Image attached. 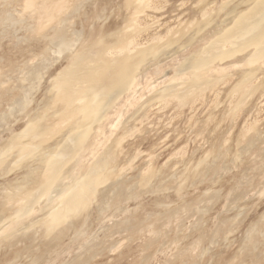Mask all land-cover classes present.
Listing matches in <instances>:
<instances>
[{"label": "rangeland", "instance_id": "rangeland-1", "mask_svg": "<svg viewBox=\"0 0 264 264\" xmlns=\"http://www.w3.org/2000/svg\"><path fill=\"white\" fill-rule=\"evenodd\" d=\"M0 1V264H264L263 0Z\"/></svg>", "mask_w": 264, "mask_h": 264}, {"label": "bare ground", "instance_id": "bare-ground-1", "mask_svg": "<svg viewBox=\"0 0 264 264\" xmlns=\"http://www.w3.org/2000/svg\"><path fill=\"white\" fill-rule=\"evenodd\" d=\"M101 1H102V0H101ZM105 1H106V0H105ZM263 1H264V0H263ZM0 2H1V1H0ZM103 2H104V1H103ZM256 2H257V1H256ZM101 3H102V2H101ZM105 3H106V2H105ZM9 4H10V3H9ZM235 5H237V4H235ZM7 6H8V5H7ZM7 6H6V7H7ZM0 7H1V6H0ZM75 9H76V8H75ZM3 10H4V9H3ZM78 10H79V8H78ZM242 12H243V11H242ZM251 12H252V10H251ZM74 13H75V12H74ZM77 13H78V12H77ZM77 13H76V14H77ZM247 13H248V11H247ZM127 16H128V15H127ZM121 17H122V16H121ZM249 17H250V16H249ZM80 18H81V17H80ZM124 18H125V17H124ZM23 19H24V18H23ZM25 19H26V18H25ZM32 20H33V19H32ZM116 20H118V19H116ZM3 21H4V20H3ZM21 21H22V20H21ZM20 23H21V22H20ZM28 23H29V22H28ZM33 23H34V22H33ZM197 23H198V22H197ZM15 24H16V23H15ZM199 24H200V23H199ZM120 25H121V23H120ZM231 25H232V24H231ZM238 25H239V24H238ZM25 26H26V23H25ZM122 28H123V27H122ZM194 28H195V27H194ZM229 28H230V27H229ZM116 29H117V28H116ZM209 29H210V28H209ZM26 30H27V29H26ZM221 30H222V29H221ZM13 31H14V30H13ZM122 31H123V30H122ZM77 32H78V31H77ZM209 32H210V31H209ZM218 32H219V31H218ZM22 33H23V31H22ZM54 34H55V33H54ZM54 34H53V35H54ZM119 34H120V33H119ZM109 35H110V34H109ZM219 35H220V34H219ZM8 36H9V35H8ZM52 37H53V36H52ZM54 37H55V36H54ZM176 37H177V36H176ZM8 38H9V37H8ZM8 38H7V39H8ZM41 38H42V37H41ZM172 39H174V38H172ZM112 40H113V39H112ZM116 40H117V39H116ZM22 41H23V40H22ZM191 41H192V40H191ZM155 44H156V42H155ZM155 44H154V45H155ZM31 45H32V44H31ZM159 45H160V44H159ZM169 45H170V44H169ZM171 45H172V44H171ZM171 45H170V47H171ZM262 45H263V44H262ZM172 46H173V45H172ZM185 46H186V45H185ZM211 46H212V45H211ZM170 47H169V48L166 47V48H167V49H170ZM175 47H176V46H175ZM257 47H258V46H257ZM260 47H261V46H260ZM145 48H146V47H145ZM164 48H165V47H164ZM143 49H144V48H143ZM159 49H160V48H159ZM138 50H139V49H138ZM252 50H253V49H252ZM262 50L264 51V49H262ZM139 51H140V50H139ZM145 51H146V53H147V50H145ZM143 52H144V51H143L142 48H141V51H140L139 53L142 54ZM151 52H152V51H151ZM151 52H150V53H151ZM161 52H162V51H161ZM174 52H175V51H174ZM260 52H261V51H260ZM139 53H138V54H139ZM150 53L147 54V55H148V56H147L148 58H149L150 56L152 57V54H153V53H151V55H150ZM162 53H163V52H162ZM245 53H246V52H245ZM216 54H217V53H216ZM261 54H262V53H261ZM144 55H145V54H144ZM170 55H171V54H170ZM219 55H220V54H219ZM226 55H227V54H226ZM257 55H258V54H257ZM139 56H140V55H139ZM141 56H142V59L145 58V57H143V54H142ZM141 56H140V57H141ZM154 56H156V55H154ZM191 56H192V55H191ZM207 56H208V55H207ZM252 56H253V55H252ZM260 56H261V55H260ZM140 57H139V59H140ZM164 57H165V56H164ZM189 57H190V56H189ZM236 57H237V56H236ZM261 57H262V56H261ZM261 57H259V59H260ZM129 58L131 59V57H127V60H128ZM135 58H136V57H135ZM148 58H147V59H148ZM165 58H166V57H165ZM139 59H137V60H139ZM147 59H146V61H145V59H143V60L145 61V63H146L147 61L150 60V58H149V60H147ZM234 59H235V58H234ZM106 60H108V61H107V62H108L107 64H108V67H110V66H111V63L109 62V59H106ZM113 60H114V59H113ZM113 60H112V61H113ZM125 60H126V58H124V60H122V61H124L125 63H127V62L129 63V61H131V60H128V61H127V60L125 61ZM137 60H135V61L137 62V64H140V63H138V62H142V61H143V60H142V61H137ZM140 60H141V59H140ZM232 60H233V59H232ZM256 60H257V59H256ZM144 61H143V62H144ZM241 61H242V60H241ZM124 62H121V63L124 64ZM136 62H133V64L136 63ZM143 62H142V63H143ZM216 62H217V61H216ZM109 63H110V64H109ZM121 63H120V64H121ZM145 63H144V64H145ZM147 63H148V62H147ZM180 63H181V62H180ZM131 64H132V61H131ZM131 64H130V65H131ZM137 64H134V65H131V66H132V67H133V66H138ZM113 65H114V64H113ZM124 65H125V64H124ZM124 65H121L122 67L120 66L122 69L119 68V70L121 71V75H123V77H120V78H124V76L127 75V74L125 73L126 70H125V71H122V70H123L124 68H125V69H129V68H126V65H125V67L123 68ZM130 65H129L128 67H130ZM180 65H182V64H180ZM40 66H41V65H40ZM108 67H107V68H108ZM117 67H119V65H118ZM152 67H153V66H152ZM152 67H150V68H152ZM182 67H183V66H182ZM41 68L44 69L43 66H42ZM100 68H101V67H100ZM103 68L106 69L105 67H103ZM110 68H111V67H110ZM144 69H145V68H144ZM171 69H172V68H171ZM174 69H175V68H174ZM174 69H173V70H174ZM253 69H254V68H253ZM34 70H35V69H34ZM131 70H133L134 72H135V70L137 71V69H134V68L132 69V68H130L129 71H130L131 73L128 71V73L130 74V75L128 74L129 76L127 75L128 78L131 77V75H132V71H131ZM138 70H139V68H138ZM145 70H146V69H145ZM175 70H176V69H175ZM183 70H184V69H183ZM186 70H187V69H186ZM42 71H44V70H42ZM97 71L99 72V69L96 70L95 72L97 73ZM100 71H101V70H100ZM110 71H111V70H110ZM140 71H142V70H140ZM177 71H178V70H177ZM123 72L125 73V75H124ZM126 72H127V71H126ZM134 72H133V73H134ZM242 72H243V71H242ZM245 72L247 73V71H245ZM33 73H34V72H33ZM33 73H32V78H33V75L35 74V73H34V74H33ZM122 73H123V74H122ZM141 73H142V72H141ZM97 74H99V75L102 74V71H101V73H97ZM137 74H139V72H138ZM137 74H136V75H137ZM243 74H245V73H243ZM40 75H41V74H40ZM40 75H39V76H40ZM134 75H135V74H134ZM236 75H237V74H236ZM238 75H239V74H238ZM34 76H35V78L38 77V75H34ZM42 76H43V75H42ZM42 76H41V77H42ZM100 76H101V75H100ZM127 76H126V79H128ZM141 76H142V75H141ZM27 77H28V76H27ZM139 77H140V76H139ZM28 78L31 79V78H30V75H29ZM28 78H26V76H25L24 80H28ZM249 78H250V77H249ZM252 78H253V77H252ZM252 78H251V79H252ZM126 79H125V80H126ZM246 79H247V78H246ZM119 81H120V80H119ZM214 81H215V80H214ZM217 81H218V80H217ZM27 82H28V81H27ZM27 82H26V83H27ZM122 82L124 83V80L121 81V82H119V83H122ZM125 82H126V81H125ZM211 82H212V81H211ZM7 83H8V82H7ZM199 84H200V83H199ZM207 84H208V83H207ZM107 85H108V84H107ZM116 85H117V83H116ZM202 85H203V84H202ZM189 86H190V85H189ZM204 86H205V85H204ZM204 86H203V87H204ZM115 88H116V87H115ZM173 88H174V87H173ZM189 88H190V87H189ZM7 89H8V88H7ZM9 89H10V87H9ZM103 89H104V88H103ZM103 89H102V90H103ZM169 89H171V88H169ZM169 89H168V90H169ZM110 90H111V89H110ZM114 90H115V89H114ZM176 90H177V89H176ZM176 90H175V91H176ZM112 91H113V89H112ZM115 91H116V90H115ZM175 91H174V92H175ZM22 92H24V91H22ZM101 92H102V91H101ZM118 92H119V91H118ZM122 92H123V90H122ZM102 93H103V92H102ZM110 93H111V92H110ZM170 93H171V92H170ZM179 93H180V91H179ZM113 94H114V93H113ZM166 94H167V93H166ZM166 94H165V95H166ZM167 95H168V94H167ZM171 95H172V93H171ZM115 96H117V95H115ZM160 96H161V95H160ZM90 97H91V96H90ZM99 97H100V96H98V98H99ZM155 97H156V96H155ZM168 97H169V96H168ZM161 98H162V97H161ZM163 98H165V97L163 96ZM166 98H167V97H166ZM155 99H156V98H155ZM159 99H160V98H159ZM159 99L157 98L156 101H158ZM96 100H97V99H96ZM103 100H105V99H103ZM103 102H104V101H103ZM106 102H107V101H106ZM153 102H154V101H153ZM153 102H152V104H153ZM95 103H96V101H95ZM111 103H112V102H111ZM104 104H105V103H104ZM41 105H42V103H41ZM91 105H92V104H91ZM42 106H43V105H42ZM102 106H103V105H102ZM96 107H97V106H96ZM99 107H100V106H99ZM107 110H108V109H107ZM94 111H95V110H94ZM105 112H107V111L105 110ZM87 113H88V112H87ZM87 113H83L84 116L81 115V117H84V118L79 117V114H77L78 116H76V117H79L80 120L82 119V120H81V123H80V120H78V118L76 119V120H78V123H79L80 126H81V124H82V127H85V125L88 123V119H87V121H86L85 119H86V118H89L88 116L90 115V112H89V115H87ZM94 113H95V112H94ZM102 113H104V112H102ZM133 113H134V112H133ZM85 114H86L87 116H86ZM104 114H105V113H104ZM104 114H102V115H100V116H103ZM141 114H142V113H141ZM91 115H92V114H91ZM139 115H140V114H139ZM85 116H86V117H85ZM92 116H93V115H92ZM55 118H56V117H55ZM58 118H60V117H58ZM52 119H53V118H52ZM74 119H75V118H74ZM74 119H73V120H74ZM89 119H90V118H89ZM138 119H140V118H138ZM91 120H95V115H94V119L91 117ZM91 120H89V121H91ZM97 120H98V119H97ZM100 120H101V118H100ZM48 121H49V119L47 120V122H48ZM51 121H52V120H51V118H50V121H49V122H51ZM53 121H54V119H53ZM84 121H86L87 123L84 122ZM98 121H99V120H98ZM72 122H73V121H72ZM72 122H71L70 125H72ZM75 122H76V121H75ZM75 122H73V123H74L73 125H74V127L76 126V127L78 128V126L75 125V124H76ZM82 122H83L84 124H85V123H86V124L83 125ZM91 122H92V121H91ZM40 124H41V123H40ZM40 124H39V125H40ZM88 124H90V123H88ZM93 124H94V122H93L91 125H93ZM95 124H96V121H95ZM43 125H44V123H43ZM73 125H72V126H73ZM91 125H90V127H91ZM129 125H130V124H129ZM40 126H41V125H40ZM40 126H38V127H40ZM50 127H51V126H50ZM50 127H49V125H48L47 128H50ZM69 127H70V126H69ZM87 127H88V126H87ZM90 127H89V128H90ZM128 127H129V126H128ZM36 128H37V127L30 128V129H31L30 131H32V129H34V131H35ZM79 128H81V127H79ZM79 128H78V129H79ZM85 128H86V127H85ZM85 128H84V129H85ZM45 129H46V126H45ZM70 129H72V127H70ZM73 129H74V128H73ZM73 129H72V131H73ZM84 129L82 128V131H83V132L80 130V133H81L83 136L86 135V134H85L86 131L89 132V131L87 130L88 128H86V131H85ZM38 130L40 131V128H38ZM42 130H44V127L42 128ZM75 130H76V128H75ZM84 131H85V132H84ZM77 132H79V131H77ZM80 133H79V134L77 133L76 136L80 135ZM82 135H80V136H78V137L83 138ZM76 136H75V137H76ZM75 137H74L73 139H75V141H77L76 139H78V138H77V137L75 138ZM80 140H81V139H80ZM80 140L78 139V142H80ZM78 142H76V143L79 144ZM67 144H68V143H67ZM67 144H66V146H67ZM262 144H264V143H262ZM64 146H65V145H64ZM259 146H260V145H259ZM62 147H63V146H62ZM108 147H109V146H108ZM64 148H65V149H67V148L69 149L70 147L68 146L67 148H66V147H64ZM60 149H61V147H60ZM60 149H59V150H60ZM62 149H63V148H62ZM65 149H63V150H65ZM68 149H67V150H68ZM109 149H110V148H108V150H109ZM262 149H263V148H262ZM57 151H58V150H57ZM60 151H61V150H60ZM55 152H56V151H55ZM58 152H59V151H58ZM62 152L64 153V151H62ZM66 152H68V151H66ZM262 152H263V151H262ZM59 153H60V152H59ZM260 153H261V152H260ZM52 154L54 155L55 153L53 152ZM60 154H61V153H60ZM262 154H263V153H262ZM58 155H59V154H58ZM64 155H65V153H64ZM74 155H75V154H74ZM18 156H19V155H18ZM20 156H21V154H20ZM62 156H63V155H62ZM103 156H104V155H103ZM55 157H57V156H55ZM100 157H101V156H100ZM104 157H105V156H104ZM63 158H64V157H63ZM65 158H66V159H65ZM65 158H64L65 160H69L70 158H71L70 160H72L73 157L71 156V157L69 158V156H68L69 159H68L67 157H65ZM64 159H63L62 162L65 163L66 161H65ZM15 160H16V159H15ZM59 160H60V159H59ZM101 160H102V157H101ZM103 160H105V159H103ZM62 162H61V163H62ZM100 162H101V161H100ZM252 162H253V161H252ZM254 162H255V160H254ZM59 163H60V162H59ZM64 163H63V164H64ZM97 163H98V162H97ZM14 164H15V163H14ZM63 164H59V165H63ZM65 164H66V163H65ZM65 164H64V165H65ZM95 164H96V163H95ZM57 165H58V162H57ZM57 165L55 164L54 166H57ZM59 165H58V166H59ZM102 165H103V164H102ZM50 166H51V165H50ZM96 167H97V166H96ZM100 167H101V166H100ZM51 168H53V167H51ZM9 169H10V168H9ZM49 169H50V167H49ZM53 169H54V168H53ZM53 169H52V172H53ZM57 169H59V168H56V169H54V170L57 171ZM92 169H94V168H92ZM101 169H102V168H101ZM61 170H62V169H61ZM93 171H94V170H93ZM93 171H92V172H93ZM96 171H97V170H96ZM100 172H101V171H100ZM55 173L57 174V172H54L53 174H55ZM58 173H60V172H58ZM90 173H91V172H90ZM50 174H51V173H50ZM56 174H55V175H56ZM89 175H90V174H89ZM96 175H97V174H96ZM53 176H54V175H53ZM53 176L51 175L52 178H53ZM90 176H91V175H90ZM92 176H93V175H92ZM94 176H95V175H94ZM87 177H89V176L87 175ZM87 177H86V179H87ZM47 178H48V177H47ZM49 178H50V177H49ZM49 178H48V179H49ZM52 178H51V179H52ZM45 179H46V176H45ZM45 179H44V180H45ZM54 179H55V176H54ZM88 179H89V178H88ZM88 179H87V181H88ZM46 180H47V179H46ZM52 180H53V179H52ZM52 180L49 179V180H47V181H51V182H52ZM84 180H85V179H84ZM89 180H91V177H90ZM95 181H96V180H95ZM95 181H94V182H95ZM85 182H86V181H83L82 184H84ZM90 182H92V181H90ZM94 182H93V183H94ZM41 183H43L42 185H44V182L41 181ZM47 184H49V183L47 182ZM78 184H79L78 187H80V183H78ZM38 185H39V184H38ZM40 185H41V184H40ZM40 185H39V186H40ZM42 185H41V186H42ZM86 185H87V187H88V185H90V183L87 182ZM101 186H102V185H101ZM101 186H100V187H101ZM45 187H46V186H45ZM45 187H44L43 189H45ZM81 187H82V186H81ZM85 187H86V186H85ZM107 187H108V184H107ZM122 188L124 189L123 186L121 187V190H122ZM76 189H77V188H76ZM76 189H75V191L72 193V195H70L71 197L69 196V198L66 199V201H67V200L69 201L68 203H70V205H71V204L73 205V203H75V201L77 200V198H79V197H78V194H77V191H78L80 188L77 189V190H76ZM110 190H111V189H110ZM109 192H110V191H109ZM105 195H106V194H105ZM108 195H109V194H108ZM108 195H106V196L108 197ZM29 198H30V196H29ZM108 198H109V197H108ZM26 199H27V198H26ZM82 199H83V198H82ZM82 199H81V200H82ZM76 202H77V201H76ZM68 203H66V204H68ZM78 203L80 204L79 199H78L77 204H78ZM25 204H27V203H25ZM23 205H24V204H23ZM63 205H64V204H63ZM68 205H69V204H68ZM68 205H67V207H68ZM77 206H79V205H77ZM22 207H23V206H22ZM69 207H70V206H69ZM69 207H68V209H69ZM29 208H30V207H29ZM72 208H73V207H72ZM88 208H89V207H88ZM105 208H106V207H105ZM19 209H20V208H19ZM85 209H86V208H85ZM26 210H27V209H26ZM64 210H65V209H64ZM77 210H78V208H77ZM69 211H70V210H69ZM15 212H16V211H15ZM62 212H63V211H62ZM65 213H66V212H65ZM72 213H73V212H72ZM9 214H10V213H9ZM22 214H23V213H22ZM68 214H69V213H68ZM90 214H91V213H90ZM55 215H56V213H55ZM55 215H54V217H55ZM79 215H80V214H79ZM71 216H72V215H71ZM75 216H76V215H75ZM78 217H79V216H78ZM59 218H60V217H59ZM80 218H81V217H80ZM52 219H53V217H52ZM55 219H56V218H55ZM72 219H73V218H72ZM74 219H75V218H74ZM77 219H78V218H77ZM87 219H88V218H87ZM58 220H59V219H58ZM54 221H55V220H54ZM67 221H68V220H67ZM70 221H71V220H69V222H70ZM65 222H66V221H65ZM66 224H67V223H66ZM36 225H37V224H36ZM53 225H54V224H53ZM69 225H70V224H69ZM71 225H72V224H71ZM72 228H73V227H72ZM70 229H71V228H70ZM70 229H69V230H70ZM25 230H26V229H25ZM32 230H33V229H32ZM39 230H40V227H39ZM74 230H75V229H74ZM11 234H12V233H11ZM17 234H18V233H17ZM19 234H20V233H19ZM23 236H24V235H23ZM25 236H26V235H25ZM10 237H11V236H10ZM13 237H14V236H13ZM4 242H5V241H4ZM3 245H4V244H3ZM244 259H245V258H244Z\"/></svg>", "mask_w": 264, "mask_h": 264}]
</instances>
